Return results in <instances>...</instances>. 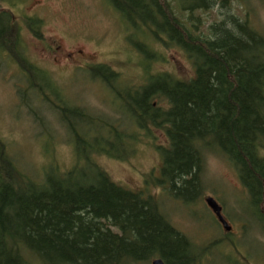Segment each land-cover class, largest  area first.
<instances>
[{"label": "trees", "instance_id": "obj_1", "mask_svg": "<svg viewBox=\"0 0 264 264\" xmlns=\"http://www.w3.org/2000/svg\"><path fill=\"white\" fill-rule=\"evenodd\" d=\"M216 3L193 0L181 8L190 14L189 22H197L194 13ZM111 5L135 31L142 26L155 39L184 50L195 77L180 81L164 74L151 77L143 88L128 90L118 86L120 78L109 67L92 68V77L129 103L127 121L134 128L128 131L114 123L101 125L81 108L69 106L45 74L15 53L26 68L30 91L55 104L78 164L64 174L49 169L36 183L22 177L0 143V264H29L27 255L41 264H144L155 258L165 264H202L153 196L117 185L96 163L97 157L127 160L141 145L137 133L151 126L166 129L168 145L157 147L162 165L155 181L175 200L190 204L201 196L206 152L224 157L251 180L264 178L263 36L233 15L209 26V37L197 35L195 23L186 28L161 0H111ZM27 24L35 29L41 21ZM9 25L2 14L1 48L13 46ZM149 53L150 61L155 56ZM160 101L168 107H160ZM67 116L89 128L72 126ZM103 129L110 133L102 135Z\"/></svg>", "mask_w": 264, "mask_h": 264}, {"label": "rangeland", "instance_id": "obj_2", "mask_svg": "<svg viewBox=\"0 0 264 264\" xmlns=\"http://www.w3.org/2000/svg\"><path fill=\"white\" fill-rule=\"evenodd\" d=\"M161 2L186 28L191 30L195 23L197 35L209 37V26L233 15L249 22L264 38V0H217L214 8L194 13L197 22H189L190 14L181 8L193 0ZM2 14L12 23L9 29L13 31V46L1 48L4 43H0V143L22 177L36 183L49 169L64 174L75 168L77 150L55 104L43 102L30 91L23 71L26 68L18 66L15 53L20 52L28 66L45 74L59 88V98L69 106L81 108L101 125L114 123L116 128L128 131L134 128L127 121L129 103L116 98L111 89L92 77L94 68L109 67L120 78L118 86L128 90L143 88L151 77L164 74L180 81L195 77L193 62L184 50L175 43L155 39L142 26L135 31L112 7L111 0H0ZM27 16L41 21L40 34L28 29L24 20ZM143 34L146 36L141 39ZM140 43L147 47L145 51ZM149 52L155 56L150 61ZM159 103L164 109L168 107L165 102ZM67 118L72 126L89 128L78 118ZM101 133L105 135L110 130L103 129ZM137 134L141 145L127 160L96 158L111 180L130 191L153 196L171 226L189 240L196 254L204 256L202 264H264L263 229H259L250 202L236 197L237 172L233 165L220 155L204 153L203 192L196 201L183 203L155 181L162 165L157 147L168 145L165 127L151 126L149 131ZM260 157L264 159V150ZM208 196L221 200L236 232H242L243 226L247 228L243 240H235L234 249L220 241L222 232L205 204ZM26 259L29 264H41L31 255Z\"/></svg>", "mask_w": 264, "mask_h": 264}, {"label": "flooded vegetation", "instance_id": "obj_3", "mask_svg": "<svg viewBox=\"0 0 264 264\" xmlns=\"http://www.w3.org/2000/svg\"><path fill=\"white\" fill-rule=\"evenodd\" d=\"M35 18L33 16H27L24 20L29 23V21L34 20ZM38 20V19H36ZM40 21V20H39ZM29 25V24H27ZM32 33H34L35 35L37 34V30H38V34H40V30H41V25L39 27H36L35 29H31L30 27L28 28ZM20 41V38L19 40ZM20 46L21 45V41L19 42ZM7 55V54H6ZM10 57V56H9ZM18 66H20V64L18 63ZM231 164V163H230ZM263 164H264V159H263ZM232 165V164H231ZM234 169L237 172L236 175V188L235 189V194L238 200H247L250 202V205L252 207V209H254L252 212L255 213V220L257 221V223L259 224V229H263V234H264V178H261V182L257 179V180H251L248 177L243 176L245 173L240 171L239 168L233 166ZM237 190V191H236ZM208 198H213L216 203L221 207L222 209V216L224 218V220L227 222L228 226L231 228L230 231H226L223 227V225L221 224V222L219 221L218 217L213 213V211L207 206L206 204V200ZM220 199H217L214 196H208L205 199V204L207 206V208L210 211V215L213 217L216 225L218 226V228L220 229V231L222 232V238H220L221 243L226 244L228 246H231L233 249L235 247V240L237 239H242V237L245 236L247 228H245V226H243V231L238 233L236 232V229L234 227V223L232 220H230L231 218L228 217L225 214V208L222 204V202L219 201ZM258 217V218H257ZM236 220H241V219H236ZM243 220H241L240 222H242ZM233 223V224H232ZM223 239V240H222ZM243 240V239H242ZM191 244V243H190ZM193 252V257H195V260H201L202 263L204 261V256L199 254H196V252H194V249H191ZM155 260H161L160 258H155L153 261ZM152 261V263H153ZM163 261V260H162ZM165 264V263H164Z\"/></svg>", "mask_w": 264, "mask_h": 264}, {"label": "water", "instance_id": "obj_4", "mask_svg": "<svg viewBox=\"0 0 264 264\" xmlns=\"http://www.w3.org/2000/svg\"><path fill=\"white\" fill-rule=\"evenodd\" d=\"M207 206L213 211V213L218 217L219 221L223 225L224 229L226 231H230L231 228L228 226L227 222L224 220L222 216V209L221 207L216 203V201L213 198H208L206 200ZM152 264H164L162 260H155Z\"/></svg>", "mask_w": 264, "mask_h": 264}]
</instances>
